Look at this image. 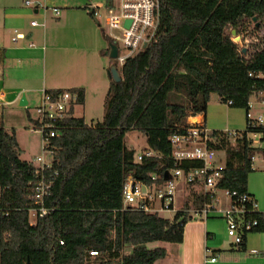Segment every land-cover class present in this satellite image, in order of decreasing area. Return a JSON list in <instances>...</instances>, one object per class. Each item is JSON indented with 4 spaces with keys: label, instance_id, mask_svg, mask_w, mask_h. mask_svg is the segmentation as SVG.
Returning a JSON list of instances; mask_svg holds the SVG:
<instances>
[{
    "label": "trees",
    "instance_id": "trees-1",
    "mask_svg": "<svg viewBox=\"0 0 264 264\" xmlns=\"http://www.w3.org/2000/svg\"><path fill=\"white\" fill-rule=\"evenodd\" d=\"M244 21L253 31L264 28V0H160L155 38L118 68L119 82L110 79L103 121L87 123L77 116L85 91L71 89L79 98L52 142L59 176L46 205L55 210L34 225L28 208L36 161L22 159L15 131L0 120V205L25 208L0 214V264H156L167 250L148 243H182L187 214L177 212L170 223L158 213L124 209V181L133 174L150 183L153 173L201 166L170 160V137L185 129L190 116L207 111L213 93L247 113L253 97L264 99V79L256 77L264 73V47L243 53L227 33L229 27L239 32ZM131 130L141 131L162 157L137 162L136 151L125 143ZM251 130L261 133V146L252 145L246 130L235 140L212 131L211 145L226 154L220 187L247 191L252 156L264 151V123ZM204 202L194 192L184 207ZM256 217L253 232H264V215ZM246 238L237 251L246 252Z\"/></svg>",
    "mask_w": 264,
    "mask_h": 264
},
{
    "label": "built area",
    "instance_id": "built-area-1",
    "mask_svg": "<svg viewBox=\"0 0 264 264\" xmlns=\"http://www.w3.org/2000/svg\"><path fill=\"white\" fill-rule=\"evenodd\" d=\"M101 10L104 12L101 13ZM49 11L55 16H59L61 13L57 6L49 7L37 1L26 0L23 15L29 18L31 26H45V17ZM92 15L99 25L101 18L104 19L102 31L109 43H114L117 46L118 54L113 60L119 68L129 58L144 50L155 38L159 25L160 0H107L104 5H94ZM240 31L237 32V35L241 42L247 41L252 36L249 27H242ZM25 37L23 32L15 29L12 41L17 43ZM231 38L233 41L235 40V36L231 35ZM29 46L35 47L36 44L30 42ZM241 48L243 49V47ZM1 74L0 67V77ZM256 77L264 79V73H259ZM5 98L6 92L0 90V118ZM78 98L79 93L76 90L64 89L59 93L43 90L40 103L34 108L33 128L40 135L42 153L35 160L33 205L28 208L31 225H34L38 218L55 210V207L46 205L47 197L51 195L59 176L58 169L54 167L55 149L52 142L61 135L62 124L69 115L71 106L76 105ZM226 104L232 105L233 102L229 100ZM252 106L250 102V109ZM195 116L188 118L187 126L183 131L170 137L171 152L167 157L176 165L200 162L201 166L177 167L167 169L163 174L153 173L150 183L138 180L133 174H128L123 186L124 209L149 214L158 213L161 216L164 212H169L173 215L162 217L169 220L170 223L175 221V215L179 211L185 212L189 219L193 216L204 219L215 215L220 216L226 222L227 237L230 244L234 246L232 249H238L244 242L245 236L253 232L259 225V219L256 215H264V211L259 209L257 200L248 191L240 192L220 187L225 167V165H217V153L220 150L211 145L212 142H216L212 136V131L206 127L203 120L194 121ZM247 117V137L253 146H261L257 144L261 140V133L251 129L264 123V115L255 116L249 110ZM221 132L235 140L241 137L244 131L226 129ZM259 155L264 160V151L260 152ZM155 156L162 157L147 144L143 151L136 152L135 160L141 162L144 157ZM255 158L256 155H253L252 161ZM166 172L170 178H165ZM187 188L202 194L205 202L200 205L192 204L190 208H185V203H183L180 208H177L176 199L183 197ZM219 192L225 194L228 202L223 203ZM16 209L24 210L25 208L11 207L7 209L0 205V214L9 216ZM220 251L221 249L206 246L205 264L217 262ZM91 254L96 255L97 252L92 251Z\"/></svg>",
    "mask_w": 264,
    "mask_h": 264
},
{
    "label": "rangeland",
    "instance_id": "rangeland-1",
    "mask_svg": "<svg viewBox=\"0 0 264 264\" xmlns=\"http://www.w3.org/2000/svg\"><path fill=\"white\" fill-rule=\"evenodd\" d=\"M26 0H0V20L3 18L4 7L14 6L16 9H21L19 5ZM35 1V0H32ZM49 7L57 6L60 8L61 14L64 8L59 1L48 2ZM18 12V10H17ZM104 10H101L103 13ZM22 17V11L19 12ZM48 17L53 15L50 11ZM61 16V15H60ZM52 23L57 19H53ZM43 22V20H40ZM45 20V26H47ZM51 23V19H50ZM29 22H26V26ZM93 24L99 29L101 40L98 39V45L93 42L91 37H85L81 42H75L74 35L71 27H63L53 29L49 25L46 28H36L37 34L32 37L37 45H45L44 53L35 58L32 72L38 84L43 81L46 85H71L74 82H79L86 88V101L85 105H78L75 109L77 115L84 117L88 123L103 121L105 114V99L107 90L110 85V77L108 69L115 64L113 58L109 55H104L103 51L108 48L109 42L104 38L102 29L104 28V19L101 18V24L98 25L96 21ZM58 26V25H57ZM56 26V27H57ZM244 27H249L252 31V36L247 41H242L240 47L249 48L250 51L258 50L264 47V28L260 30L252 29L250 21H244ZM233 27L227 29V33L232 35ZM19 30V29H18ZM23 32L22 30H19ZM241 32V31H239ZM25 39V38H24ZM121 67H119L120 69ZM30 103L27 107H20L17 104L10 105L4 110L3 121L9 131L14 130L17 136L18 143L22 150V159L28 161H35L36 158L42 153L41 151V138L36 130H34L33 119L35 116L34 108L39 102L40 93L38 90L28 92ZM254 102L253 113L257 116L264 115V104H256L255 97L252 98ZM212 106L218 107L222 116H229L234 113L236 122L242 127L239 132L246 130V112L244 109H230V105L222 102L218 94L213 93L209 102ZM226 104V105H225ZM220 106H223L220 108ZM126 146L134 149L136 152L143 151L147 146L146 136L139 130H131L125 137ZM260 140L258 145H261ZM217 165H225V152L219 151L217 153ZM255 170L257 175L254 176V183L259 184L263 178L262 171L264 170V160L262 157L258 158L255 162ZM260 172V173H259ZM194 189L187 188L183 197L176 199V207L180 208L187 200H192ZM223 203L227 197L223 192H219ZM172 213L164 212L162 216L170 217ZM209 225L211 230L216 234L217 241H206V222L204 218L193 216L184 226V238L182 243H171L166 241H156L148 243L149 248L164 247L167 250V256L156 264H205V247L210 246L215 249H221L218 261L208 264H264L248 262L246 259V252H239L237 249L232 248L228 237L225 234V223L222 217H210ZM254 232H250L249 234ZM250 240H256L253 235H250ZM127 251L130 248L126 249Z\"/></svg>",
    "mask_w": 264,
    "mask_h": 264
},
{
    "label": "crops",
    "instance_id": "crops-1",
    "mask_svg": "<svg viewBox=\"0 0 264 264\" xmlns=\"http://www.w3.org/2000/svg\"><path fill=\"white\" fill-rule=\"evenodd\" d=\"M35 1L43 3L45 5H50L48 2H52V0H35ZM53 1L61 2L62 6L66 9L62 14L60 13L61 16L60 15L55 16L53 14L51 15V17H48V15L46 14L45 20H47L46 23L48 27L49 25L53 27V29L71 27L73 31L72 33L74 35V40L77 43L83 41L85 37H91L93 42L96 43V45H98V39H100V41L102 42L99 29L97 28V26L93 24V21L97 22V20H95V18L92 15V9L94 5L106 4L107 0H53ZM19 6L21 7V9H16V11H14L15 9L14 6L4 7V11L2 14L3 18L0 20V67L2 71L0 77V90H4L6 92L5 102L2 107V116L0 118V120L2 121L4 117V110L8 106L17 104L20 107H27L29 105L30 99L28 96V92L30 91H35V90L39 91L40 99L38 104L40 103L43 90L83 88L85 91V101L87 97L86 88L83 85H81V83L79 82H74L71 85L51 84L48 86L46 85V82L43 81L41 84H38V80H36V77H34L32 72L33 69L32 66L34 65L33 60L41 56L44 53L46 47L45 45H40V46L37 45L36 42L33 41L32 37L34 38V36L37 34V31L35 29L40 27L42 28V26H36V27L31 26L29 18L24 17L23 15L25 2ZM20 10L22 11L23 18L20 17L19 14ZM50 19H51V23H50ZM53 19H57V21L55 22L56 24L52 23V21H54ZM27 21L29 22V24H27L26 26ZM97 24L99 25L98 22ZM47 26H43V28L44 27L46 28ZM15 29L22 30L23 33L26 35L25 39H21L17 43H14L12 41V36L14 34ZM30 42H34L36 46L30 47L29 46ZM104 55H108V54H104ZM23 94H25L26 99L28 101L27 106L20 105V101ZM85 101L83 105H85ZM255 101L257 105L260 103L264 104V99L260 95L257 97L255 96ZM251 103L253 106L251 107L250 110L253 113V109L255 105L252 100ZM222 107L223 106H220V108ZM229 107L232 110H236V109L242 110V108L233 107L231 105ZM219 111L221 110L218 107H214L209 103L207 111L205 113L196 115L193 119L194 121L197 119L203 120L206 127L211 131L214 130L223 131L226 129L235 130V131L240 130L242 125L236 122L235 116H233L234 113H230L229 116L227 115L222 116L221 113L218 115ZM244 112H246V125H247V110L244 109ZM259 115H263V114H259ZM255 155L256 158L253 161L254 171H252L248 175L247 191L257 200L259 209L261 211H264V170L261 172L263 178H261L259 184L254 183V176L257 175L258 173L255 170V162L257 161L258 158H260L259 153H255ZM226 202H228V200H226L224 203ZM216 216L217 215L212 217H216ZM208 219H210V217L205 219L207 220L205 238L207 242L211 240L212 242L216 243L217 237L216 234H214V232L211 230V227L209 225L210 220ZM224 223H225V229L227 231L226 222L224 221ZM226 231L225 234L227 237ZM250 235H253V237L256 240H250ZM245 258L248 259V262H254V263L264 262V232H254L253 234L251 233L247 235Z\"/></svg>",
    "mask_w": 264,
    "mask_h": 264
},
{
    "label": "water",
    "instance_id": "water-1",
    "mask_svg": "<svg viewBox=\"0 0 264 264\" xmlns=\"http://www.w3.org/2000/svg\"><path fill=\"white\" fill-rule=\"evenodd\" d=\"M232 35L235 36V40L234 41L238 45L241 46L242 42H241L240 37L237 35L236 29L232 30ZM109 49L110 50H109V54L108 55L111 58H113V59L115 57H117L118 49H117V46L114 43H109ZM242 51H243V53H245L246 52V48L243 47ZM108 75H109L110 78H112L116 82H119L122 79L121 73H120V71L118 70V68H117V66L115 64H112V66L110 67V69L108 71ZM27 104H28V101L26 99L25 94H23V96L21 98V101H20V105L21 106H27ZM165 178H170L168 172H166Z\"/></svg>",
    "mask_w": 264,
    "mask_h": 264
}]
</instances>
